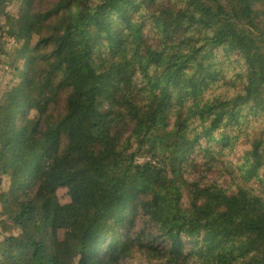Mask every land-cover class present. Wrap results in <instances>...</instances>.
<instances>
[{"label": "trees", "instance_id": "obj_1", "mask_svg": "<svg viewBox=\"0 0 264 264\" xmlns=\"http://www.w3.org/2000/svg\"><path fill=\"white\" fill-rule=\"evenodd\" d=\"M19 2L0 264H264V0Z\"/></svg>", "mask_w": 264, "mask_h": 264}, {"label": "rangeland", "instance_id": "obj_2", "mask_svg": "<svg viewBox=\"0 0 264 264\" xmlns=\"http://www.w3.org/2000/svg\"><path fill=\"white\" fill-rule=\"evenodd\" d=\"M19 0H0V27L4 29H0V97L2 93L10 88L17 81L12 75V55L16 48V41L13 37L9 36L8 33H5L4 30L7 29L5 26L8 22V17L15 20L14 29L17 28V24H19L20 15H19ZM9 15V16H8ZM7 16V17H6ZM9 18V19H10ZM40 91H38V94ZM3 139L2 134L0 135V140ZM140 161H154L151 155H147L145 158H138ZM9 176L8 175H0V185L3 190H5L9 184ZM71 190V198L65 202L59 209V231L61 236H64L66 230L71 226L73 222L74 215V205L76 204L79 198V188L76 183L70 186ZM3 210L0 202V236L3 234L9 233L5 230L4 224L2 222L3 218ZM150 231H154V227L150 226ZM63 236L61 238H63ZM156 245L162 244L161 240H156ZM139 254V253H138ZM136 255L131 259H127L123 261L122 264H148L147 259L141 255ZM151 264H157L156 260H154Z\"/></svg>", "mask_w": 264, "mask_h": 264}]
</instances>
